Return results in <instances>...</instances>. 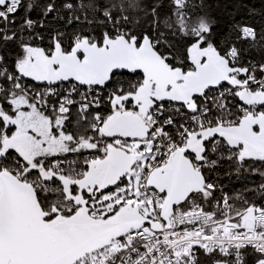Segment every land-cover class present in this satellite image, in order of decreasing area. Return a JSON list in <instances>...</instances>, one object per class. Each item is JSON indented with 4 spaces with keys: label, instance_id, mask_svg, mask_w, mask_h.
<instances>
[{
    "label": "snow or ice",
    "instance_id": "obj_1",
    "mask_svg": "<svg viewBox=\"0 0 264 264\" xmlns=\"http://www.w3.org/2000/svg\"><path fill=\"white\" fill-rule=\"evenodd\" d=\"M204 7L0 0V264H264V26Z\"/></svg>",
    "mask_w": 264,
    "mask_h": 264
},
{
    "label": "trees",
    "instance_id": "obj_2",
    "mask_svg": "<svg viewBox=\"0 0 264 264\" xmlns=\"http://www.w3.org/2000/svg\"><path fill=\"white\" fill-rule=\"evenodd\" d=\"M40 3L43 0H39ZM202 14L208 15L209 18H215L219 22V27L226 30L227 27L234 21H242L258 29L264 26V0H205V7L200 10ZM23 12L17 15H22ZM32 17H36V11L31 13ZM20 21L18 20V23ZM250 55L260 60L264 58V52L259 49H254ZM257 179L258 178H253ZM224 183L231 190L233 187H240V182L232 178L229 180L227 177L224 178Z\"/></svg>",
    "mask_w": 264,
    "mask_h": 264
}]
</instances>
